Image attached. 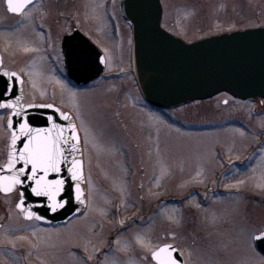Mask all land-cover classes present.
<instances>
[{"label":"rangeland","instance_id":"374dc122","mask_svg":"<svg viewBox=\"0 0 264 264\" xmlns=\"http://www.w3.org/2000/svg\"><path fill=\"white\" fill-rule=\"evenodd\" d=\"M120 1L36 0L11 18L0 10L2 67L23 78L24 104L53 105L76 123L87 203L43 226L21 218L18 192L0 195V264H154L168 243L184 264H264L253 245L264 231V115L250 119L251 106L227 95L153 111L131 75ZM160 1L163 29L185 42L264 27V0ZM73 29L106 59L82 89L61 65V37ZM8 114L0 111V166Z\"/></svg>","mask_w":264,"mask_h":264},{"label":"water","instance_id":"95a60500","mask_svg":"<svg viewBox=\"0 0 264 264\" xmlns=\"http://www.w3.org/2000/svg\"><path fill=\"white\" fill-rule=\"evenodd\" d=\"M5 1L8 7V0ZM120 11L131 28V70L141 96L152 108L173 109L208 100L221 93L239 100L264 99V27L186 43L161 27L160 0H122ZM61 50L66 74L77 86L89 84L103 72V54L78 30L63 38ZM1 64L0 55V105L14 104V107H0V110L10 111L7 128L11 134L7 162L0 167V177L4 178L0 179V193L8 195L18 191L20 197L16 210L24 220H35L46 225L66 223L86 208L82 148L75 122L71 115L53 105H25L22 78L15 72L1 69ZM6 85L8 91H5ZM9 122L12 127H9ZM24 123L33 130H50L42 135L56 139L62 152L59 171L50 170L46 175L38 171L35 178L43 177L44 181L53 184L63 182L55 199L64 207L55 211L49 208L47 196L33 193L32 189L37 185L30 171L31 165L25 166L21 161L12 171L8 170L9 153L19 156L28 143V137L20 129ZM13 134L18 137L15 147H12ZM20 169H24L19 175L21 183L13 185L11 191H5L10 184L7 178ZM69 169L77 173V179H73ZM77 187L82 203L77 200ZM37 216L40 219H36ZM253 242L258 252L264 255V232L255 235ZM165 247L169 248L167 255L176 264H184L173 245H162L154 252ZM153 253L151 259L158 264L153 259Z\"/></svg>","mask_w":264,"mask_h":264},{"label":"snow or ice","instance_id":"6c2138e0","mask_svg":"<svg viewBox=\"0 0 264 264\" xmlns=\"http://www.w3.org/2000/svg\"><path fill=\"white\" fill-rule=\"evenodd\" d=\"M29 3H31V0H8V10L13 13H20ZM5 91H8L7 85L5 86ZM0 107L13 108L14 104H3L0 105ZM14 114L18 115L19 113ZM9 127H12L11 122H9ZM20 129L21 132L28 137V143L24 145V150L19 156L13 152L9 153L8 170L12 171L15 165L22 161L25 166L31 165L30 171L34 179L38 171L45 173V175L50 170L59 171V164L63 157L58 141L49 135H42V133H48L50 130H33L27 123L21 124ZM33 132H35V135H33ZM17 139L18 137L13 134L12 147H15ZM73 139H75V136H73ZM23 171L24 169H20L15 175L7 178L10 184L4 189L5 191H11L13 185L21 183L19 175L22 174ZM69 171L72 173L73 179L78 178L76 172H72V169H69ZM0 179L4 178L0 177ZM35 182L37 187L32 189L33 193L37 196H47L50 201L49 208L55 211L57 208L64 207L63 203L55 199L56 194L62 189V181H56L55 184H53V182L44 181V178L40 177L39 179H35ZM77 193V200L82 203V201H80L79 187H77ZM29 218H31V214H29ZM36 219H40V217L37 216ZM168 252V247L161 248L158 252L153 253V259L157 260L158 264H176V261L170 255H167Z\"/></svg>","mask_w":264,"mask_h":264},{"label":"flooded vegetation","instance_id":"af4514ba","mask_svg":"<svg viewBox=\"0 0 264 264\" xmlns=\"http://www.w3.org/2000/svg\"><path fill=\"white\" fill-rule=\"evenodd\" d=\"M35 2H36V0L32 4H30L29 6H27L20 14L14 15V14H12V13H10L8 11L7 6H6V3H5V0H3L4 9L1 7L0 10H2L3 13L6 12V15L9 16L10 18L11 17H20L21 15L25 14L27 12V10L30 9L34 5ZM72 31L68 32L67 34H65L63 36H66V35L71 34ZM63 36L61 37V40H62ZM60 44H61V42H60ZM61 65H62V60H61ZM221 95H224V94H221ZM231 99H232V101H236V102H240V103H245V104L248 103V105L251 106V109L249 110V113H250L249 115H251L250 119H252V117L258 116L259 114L260 115H264V100L255 99V100L240 101V100H236V99H233V98H231ZM223 102L226 103V100H223ZM244 122L245 123H248L247 121H244ZM244 122H242V123H244ZM238 127H241V126H238ZM243 165L244 164L242 162H240V163L234 164L233 166H235L237 169H239V171H242Z\"/></svg>","mask_w":264,"mask_h":264}]
</instances>
